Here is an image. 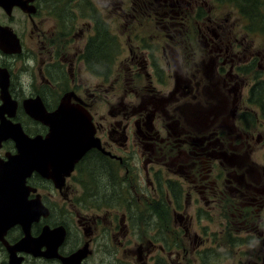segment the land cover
Instances as JSON below:
<instances>
[{
    "label": "flooded vegetation",
    "instance_id": "obj_1",
    "mask_svg": "<svg viewBox=\"0 0 264 264\" xmlns=\"http://www.w3.org/2000/svg\"><path fill=\"white\" fill-rule=\"evenodd\" d=\"M197 4L209 6L208 0H34L28 3L34 13L0 6V31L13 51L0 48V69L8 72L14 107L6 121L28 138L45 141L49 117L64 103L84 113L92 127L96 146L73 165L66 162L58 184L43 174L44 167L26 178L27 199L40 200L48 211L31 224V235L63 227L61 256L87 247L82 264H88L96 261L97 247L113 253L118 264H161L162 258L168 264L199 262L207 240L198 220L194 224L193 201L202 203L194 213L222 205L238 218L244 243L264 244V85L255 70L250 72L257 61L264 62V53L232 74L235 66L227 70L225 60L234 58L220 47V10L211 0L206 20L217 32L209 41L190 32V20L204 16ZM210 45L214 59L207 62L203 54L197 61L198 47ZM18 150L13 138L3 141L0 163L18 156ZM112 184L130 186L135 207L156 219L143 223L138 240L129 239V210L101 202L120 196L108 194ZM84 196L95 200L89 212L75 204ZM63 209L69 222L56 217ZM23 237L21 225L6 234L10 245ZM0 253V264H9L2 242ZM18 256L22 264H62Z\"/></svg>",
    "mask_w": 264,
    "mask_h": 264
},
{
    "label": "water",
    "instance_id": "obj_2",
    "mask_svg": "<svg viewBox=\"0 0 264 264\" xmlns=\"http://www.w3.org/2000/svg\"><path fill=\"white\" fill-rule=\"evenodd\" d=\"M33 1L16 0L12 5L4 8L10 11L17 5L26 12L34 13L35 8L28 6V3ZM0 5H2L1 1ZM4 32L5 30L0 31V48L6 52H13L7 49L8 35L3 34ZM9 80L8 72L0 69V92L3 100V105L0 107V145L3 141L13 138L19 149L18 156L10 157L6 162L0 163V242L8 252L9 264L23 263L24 258L18 256V253L59 259L62 264H82L89 255L87 247L68 257L59 254V248L66 236L63 227L55 229L45 227L39 237L34 238L31 235V224L42 215L48 216V211L40 200L27 199L29 190L26 187V178L34 170L41 172V168L44 167L43 174L53 178L58 184L60 170L66 166V162L72 161L73 165L96 146L91 138L93 137L91 124L89 125L84 113L77 114L62 103L59 110L50 116L47 122L51 128L48 139L42 141L41 138H28L19 125H13L4 118L6 112L10 115L12 108L14 109L9 94ZM38 105L40 106L39 103ZM76 114L79 117H76ZM34 117L41 120L44 118L40 115ZM15 225L23 227L24 237L18 243L10 245L6 240V234ZM44 247L47 250L42 252Z\"/></svg>",
    "mask_w": 264,
    "mask_h": 264
},
{
    "label": "rangeland",
    "instance_id": "obj_3",
    "mask_svg": "<svg viewBox=\"0 0 264 264\" xmlns=\"http://www.w3.org/2000/svg\"><path fill=\"white\" fill-rule=\"evenodd\" d=\"M200 1V0H198ZM237 2H220L222 4L220 8V35L223 36V45L220 43V47L227 52L229 58H234L233 60H225L226 69L229 70L230 66H235L231 73H236L238 67H246L252 64L251 58L253 55H259V53H264V0H249L248 10L244 13ZM209 6L204 4H197V7L201 8V13L204 11V16L202 18L194 17L189 22V30L195 39H200L202 35L209 41L213 38L211 32H217L213 25L209 24L206 20L207 15L210 10V0H208ZM256 7V8H255ZM216 10V7H213ZM200 13V14H201ZM207 28H209V33H205ZM203 31V33H202ZM212 45L208 47H198V54L196 57L197 61L201 60V55L206 54V61L209 62L214 59L215 52H211ZM201 50V51H199ZM215 50V49H214ZM209 72L211 73L212 67L207 65ZM258 75L257 82L264 85V62L261 60L257 61L256 67L250 71ZM246 81L248 80L247 77ZM244 79V77H243ZM232 122H230L231 124ZM235 123V121H234ZM227 131L228 129L225 128ZM257 158H259V149ZM133 162V161H132ZM133 166L137 165L135 162L132 163ZM89 187V186H88ZM108 194L113 191L120 192L119 197H115L113 194L112 198L106 200L96 199V201H101L102 203L112 202L113 206L118 210H129L130 225L132 227V232L129 235V239L138 240L140 234L141 226L145 224L151 225L155 223V217L147 212L143 215V211L139 212L141 207H135L137 205V199L131 198L128 194L130 186H126L124 189L117 186H110ZM117 188V190L115 189ZM91 192L89 190L87 193ZM123 192V194H122ZM95 200L88 199V196H84L75 200L77 202L78 208H83L84 212H89L92 209V205ZM124 202V203H121ZM164 202V200H162ZM87 205V206H86ZM132 206H134L132 208ZM202 206L201 201H193L191 206V214L195 217L194 224L198 220V224L202 226V234L204 240H207L201 249L206 251L205 254L199 258V262L192 258V264H260L264 258V244L262 243H244L247 240V236L244 233H239L237 231V221L238 218H233L229 215L228 210L223 211L222 205L220 208L217 206H203V210L200 213H194L196 207ZM225 207V205L223 204ZM69 207V206H68ZM76 207V206H75ZM216 207V208H215ZM226 208V207H225ZM66 213L63 209L61 213L56 216L64 221H67L66 216L61 214ZM132 213L134 215L132 216ZM55 218L51 224L58 221ZM197 218V219H196ZM264 221V215L261 216ZM69 222V221H67ZM235 223V226L231 224ZM144 223V224H143ZM196 227V226H195ZM195 230V228H193ZM223 231L220 243V234ZM73 244V243H71ZM95 258L96 261L92 260L88 264H118L114 263L112 256L113 253L103 252L101 248H95ZM121 258L122 256L119 255ZM124 258V257H122ZM2 260V254L0 253V262ZM161 264L167 263L166 259H161L159 261ZM168 264V263H167Z\"/></svg>",
    "mask_w": 264,
    "mask_h": 264
},
{
    "label": "trees",
    "instance_id": "obj_4",
    "mask_svg": "<svg viewBox=\"0 0 264 264\" xmlns=\"http://www.w3.org/2000/svg\"><path fill=\"white\" fill-rule=\"evenodd\" d=\"M218 2H217V5H216V7L220 10V2H227V1H229V2H237V0H217ZM251 1V0H250ZM249 3V0H239V2L237 3L240 7H241V9L243 10V12L242 13H244V12H246L247 10H248V4ZM245 14V13H244Z\"/></svg>",
    "mask_w": 264,
    "mask_h": 264
},
{
    "label": "bare ground",
    "instance_id": "obj_5",
    "mask_svg": "<svg viewBox=\"0 0 264 264\" xmlns=\"http://www.w3.org/2000/svg\"><path fill=\"white\" fill-rule=\"evenodd\" d=\"M256 8V7H255Z\"/></svg>",
    "mask_w": 264,
    "mask_h": 264
}]
</instances>
